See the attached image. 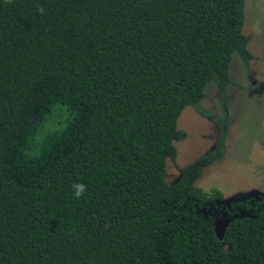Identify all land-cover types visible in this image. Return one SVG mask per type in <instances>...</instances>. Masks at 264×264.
<instances>
[{
  "label": "trees",
  "instance_id": "obj_1",
  "mask_svg": "<svg viewBox=\"0 0 264 264\" xmlns=\"http://www.w3.org/2000/svg\"><path fill=\"white\" fill-rule=\"evenodd\" d=\"M243 17L244 0H0V264H264L262 206L224 204L220 240L221 193L194 182L224 152L231 53L253 56ZM210 79L214 143L167 182Z\"/></svg>",
  "mask_w": 264,
  "mask_h": 264
},
{
  "label": "rangeland",
  "instance_id": "obj_2",
  "mask_svg": "<svg viewBox=\"0 0 264 264\" xmlns=\"http://www.w3.org/2000/svg\"><path fill=\"white\" fill-rule=\"evenodd\" d=\"M241 32L248 34L246 48L253 56L245 65L236 51L231 53L227 75L232 82L225 86L228 118L224 152L206 164L194 180L206 192L219 190L217 200L233 197L229 202L248 195L264 197V0H244ZM219 113L215 82L210 79L203 96L194 106L185 105L176 119V127L186 135L173 143L176 152L165 161V181L172 182L181 167L212 147ZM226 218L223 213L215 221Z\"/></svg>",
  "mask_w": 264,
  "mask_h": 264
},
{
  "label": "flooded vegetation",
  "instance_id": "obj_3",
  "mask_svg": "<svg viewBox=\"0 0 264 264\" xmlns=\"http://www.w3.org/2000/svg\"><path fill=\"white\" fill-rule=\"evenodd\" d=\"M175 179H176V177H175ZM215 200H217V199H215ZM215 200H214L215 206L211 207L214 209V215H216L214 220H217L218 218L223 217V212L225 215L228 216V214H227L228 212H226L227 210H224V204L216 203ZM237 201L248 204L247 208L245 206L237 207L236 209H237L238 213H242V212L248 213V211L253 209L254 205L258 204V205L262 206L263 216H264V197H262V196L258 197L256 194L253 196L248 195V196L240 197ZM240 205H242V204H240ZM227 208H229V207H227Z\"/></svg>",
  "mask_w": 264,
  "mask_h": 264
},
{
  "label": "water",
  "instance_id": "obj_4",
  "mask_svg": "<svg viewBox=\"0 0 264 264\" xmlns=\"http://www.w3.org/2000/svg\"><path fill=\"white\" fill-rule=\"evenodd\" d=\"M230 199H234L233 197H227V198H222V199H219V200H216L215 202L216 203H223L225 205H229V200ZM224 213V212H223ZM229 220V218H226L224 220H221V221H214V226H213V229H214V232H215V235L217 236L218 239L221 240L222 238V232H223V228L226 224V222Z\"/></svg>",
  "mask_w": 264,
  "mask_h": 264
},
{
  "label": "clouds",
  "instance_id": "obj_5",
  "mask_svg": "<svg viewBox=\"0 0 264 264\" xmlns=\"http://www.w3.org/2000/svg\"><path fill=\"white\" fill-rule=\"evenodd\" d=\"M7 2H11V0H7ZM40 11L43 13V9H40ZM72 189L74 198L79 199L86 191V185L83 183H74Z\"/></svg>",
  "mask_w": 264,
  "mask_h": 264
},
{
  "label": "crops",
  "instance_id": "obj_6",
  "mask_svg": "<svg viewBox=\"0 0 264 264\" xmlns=\"http://www.w3.org/2000/svg\"><path fill=\"white\" fill-rule=\"evenodd\" d=\"M230 79V78H229ZM232 82V81H231ZM230 84V83H229Z\"/></svg>",
  "mask_w": 264,
  "mask_h": 264
}]
</instances>
